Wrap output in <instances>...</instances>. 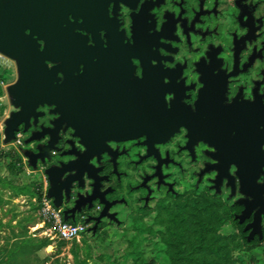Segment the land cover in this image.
I'll return each instance as SVG.
<instances>
[{
  "label": "flooded vegetation",
  "instance_id": "flooded-vegetation-1",
  "mask_svg": "<svg viewBox=\"0 0 264 264\" xmlns=\"http://www.w3.org/2000/svg\"><path fill=\"white\" fill-rule=\"evenodd\" d=\"M261 8L254 0L83 1L79 17L68 19L71 35L84 44L71 50L82 61L74 74L82 76L80 128L107 135L132 129L135 83L143 79L139 91L145 100L141 113L148 116L146 131L176 130L164 142L152 137L104 141L106 152L88 162L94 180L84 176L68 195L63 191V220V212L79 202L74 220L105 214L99 222L87 223V232L95 234L116 224L122 213L148 211L160 193L181 196L177 190L183 179L192 183L195 194L233 207L232 220L247 242L263 240ZM87 50H95V59ZM57 78L63 79L61 73ZM52 109H37L44 116L29 133L53 128L58 116L50 114ZM68 121L75 123L72 117ZM65 127H59L60 151L49 165L74 159L61 156L71 149L68 141L84 151ZM93 194L97 199L91 201ZM254 224L257 231L250 237Z\"/></svg>",
  "mask_w": 264,
  "mask_h": 264
},
{
  "label": "water",
  "instance_id": "water-1",
  "mask_svg": "<svg viewBox=\"0 0 264 264\" xmlns=\"http://www.w3.org/2000/svg\"><path fill=\"white\" fill-rule=\"evenodd\" d=\"M83 1L86 0H0V55L14 61L17 70L16 82L6 88L9 103L15 112L4 123V143H11L18 132L29 134L23 142L28 148L23 149L22 156L32 169H36L38 164L44 167L48 183L46 197L57 209L62 207L63 191L68 195L71 185L81 182L84 176L94 180L91 175L92 166L88 162L95 155L106 152L104 141H126L140 137L148 141L152 137L156 142H164L176 130L172 128L163 133L146 131L148 116L141 113L145 100L139 91L143 79L135 83L132 129L107 135L80 128L83 124L79 121L78 113L83 94L82 76L74 74L78 73V64L82 61L79 53L71 50L84 44L78 37L71 35L74 29L68 24V19L69 16L74 20L79 17ZM109 40L107 38L108 46L111 45ZM86 53L95 59V50H87ZM48 64L53 66L49 67ZM58 73H61L62 80L57 78ZM41 107L53 108L50 114L58 118L52 122V129L41 127L29 133L30 127L35 126L38 119L44 116L37 111ZM69 117L75 123L69 122ZM63 124H66L64 131L70 128L71 137L78 140V145L84 151H76L74 144L68 141L67 145L71 149L61 156L74 159L49 165L54 154L60 151L57 144L60 141L59 127ZM237 176L240 177L239 171ZM90 199L93 201L97 197L93 194ZM79 206L77 202L73 209L63 212L65 222H75L74 215L80 212ZM104 217L102 213L96 219H87L86 222H99ZM252 227L254 230L250 237L257 231L256 224Z\"/></svg>",
  "mask_w": 264,
  "mask_h": 264
},
{
  "label": "rangeland",
  "instance_id": "rangeland-1",
  "mask_svg": "<svg viewBox=\"0 0 264 264\" xmlns=\"http://www.w3.org/2000/svg\"><path fill=\"white\" fill-rule=\"evenodd\" d=\"M254 1L262 4L261 14L264 16V0ZM4 70L10 74L6 83L0 82L3 89L0 97V175L8 174L7 165L13 167L10 177L16 181L19 189L26 193L23 201L17 205L23 207L21 211L27 214H24V217L29 218L27 223H31L27 236L49 241V245L36 254L37 260H28L24 264H39V260L45 258H48L46 264H161L162 258L154 257V244L159 243V234H163L169 224L167 217L183 208L189 213L194 206L202 210L205 202L211 206L207 214L217 225L215 237L226 246L221 252L226 260L222 257L213 259L212 256L208 257L209 264L212 260H216L217 264H264V238L247 242L242 227L232 220L231 212H235L233 207H229L220 199L195 194L191 190L192 183L183 179H180L177 190L181 196H163L160 193L157 203L148 211L122 213L116 224L105 225L96 234L86 232L79 239L70 242L51 241L46 238L43 234L46 227L40 228L41 219L38 215L43 191L46 185L48 187L44 167L38 164L36 169H32L28 165L22 156V151L27 149V146L4 143V123L10 114L15 112L9 103L6 88L16 82L17 70L14 61L0 55V72ZM24 141L23 136L22 143ZM202 216L205 217L206 213ZM24 223L26 222H22ZM71 223L80 222L77 219ZM13 233L11 227L1 231L0 250L9 246V238L15 235Z\"/></svg>",
  "mask_w": 264,
  "mask_h": 264
},
{
  "label": "trees",
  "instance_id": "trees-1",
  "mask_svg": "<svg viewBox=\"0 0 264 264\" xmlns=\"http://www.w3.org/2000/svg\"><path fill=\"white\" fill-rule=\"evenodd\" d=\"M9 74L6 70L0 72V82L6 83ZM2 93L3 89L0 87V97ZM7 171L11 176L13 167L7 165ZM11 190L15 195H26L23 189L12 187ZM210 207L205 202L202 210L194 206L190 213L185 212L183 208L176 214H170L167 217L169 224L166 225L164 233L159 234V243L154 244L155 259L161 257V264H209L208 257L212 256L213 259L222 257L226 260V257L221 255L226 246L215 237L217 225L207 214ZM203 213H206L205 217L202 216ZM20 229V232L13 235L11 239L13 241L10 240V244L9 242L6 244L9 246L0 250V264H24L28 260H37L36 254L49 245L46 239H32L27 236L26 226ZM47 260L48 258L39 260V264H46ZM217 263L216 260H212L210 264Z\"/></svg>",
  "mask_w": 264,
  "mask_h": 264
},
{
  "label": "built area",
  "instance_id": "built-area-1",
  "mask_svg": "<svg viewBox=\"0 0 264 264\" xmlns=\"http://www.w3.org/2000/svg\"><path fill=\"white\" fill-rule=\"evenodd\" d=\"M23 134L18 132L12 141V145L21 147L23 145ZM47 185L43 191L39 206V218L41 219L40 228L44 230L43 234L51 241L57 240L62 242H70L79 239L87 232V222L85 218H80V223L71 224L63 220L60 209L54 207L51 200L46 197Z\"/></svg>",
  "mask_w": 264,
  "mask_h": 264
},
{
  "label": "crops",
  "instance_id": "crops-1",
  "mask_svg": "<svg viewBox=\"0 0 264 264\" xmlns=\"http://www.w3.org/2000/svg\"><path fill=\"white\" fill-rule=\"evenodd\" d=\"M12 187L19 189L16 181L11 179L8 174L0 175V233L11 227L13 234H17L21 231V227L26 226V229L31 227V223H27L29 218L24 217L26 213L21 211L23 207L17 205L18 202L23 201L25 194L15 195L11 190ZM24 221L26 223L22 224ZM12 237L9 239L11 240Z\"/></svg>",
  "mask_w": 264,
  "mask_h": 264
}]
</instances>
